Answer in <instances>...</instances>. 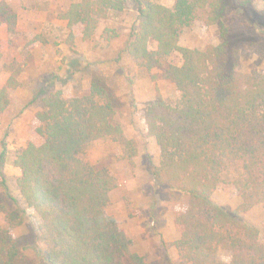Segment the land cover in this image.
<instances>
[{
  "label": "trees",
  "instance_id": "1",
  "mask_svg": "<svg viewBox=\"0 0 264 264\" xmlns=\"http://www.w3.org/2000/svg\"><path fill=\"white\" fill-rule=\"evenodd\" d=\"M253 2L176 0L168 7L138 0L136 27L124 47L139 67L161 70L180 92L175 105L161 96L152 100L144 121L160 150L155 172L160 185L176 199L178 192L189 198L187 209L175 216L182 232L172 243L184 264H264L261 231L243 218L257 205L264 209V74L229 64L222 22L228 9L244 13ZM125 8L124 0H80L60 18L69 29L83 25V39H90L100 21ZM201 12L207 26L221 25L223 41L205 49L181 46L182 31ZM17 23V13L0 1V26L13 33ZM176 52L182 63H167ZM20 71L14 64L0 87V113L11 104L10 91L21 86ZM38 99L45 108L37 114L43 141L28 143L12 164L21 171L20 196L39 222L28 234L12 233L24 224L27 210L1 181L0 211L7 226L0 221V264H157L133 250L132 239L107 212L118 183L113 171L82 156L102 138L130 144L115 121L105 76L95 71L85 95L66 98L61 90L43 86L31 102ZM7 160L4 149L0 172ZM231 166L237 170L230 182L241 199L233 210L213 200ZM30 247L39 248L36 262L26 254ZM219 250L231 253L229 262L219 258Z\"/></svg>",
  "mask_w": 264,
  "mask_h": 264
},
{
  "label": "rangeland",
  "instance_id": "2",
  "mask_svg": "<svg viewBox=\"0 0 264 264\" xmlns=\"http://www.w3.org/2000/svg\"><path fill=\"white\" fill-rule=\"evenodd\" d=\"M5 1L17 13L18 23L13 33L5 25L0 26V87L14 64L21 69V86L10 91L11 104L0 113V153L5 149L8 159L2 166L0 182L5 181L9 192L27 210L24 224L12 233L28 234L39 222V216L20 196L16 181L21 171L12 164L28 143L43 141L37 132L41 124L37 114L45 108L40 99L31 102L33 94L46 86L61 90L66 98L85 95L97 71L105 76L112 90L115 121L130 140L127 146L109 137L102 138L82 155L97 167L109 168L117 177L107 212L132 239L134 251L157 264H184L172 243L182 232L175 216L187 209L189 198L178 192L176 199L160 185L155 173L160 164V150L155 138L148 136L144 121V110L152 100L161 96L166 103L175 105L180 92L162 77L161 70L139 67L124 52L127 39L136 27L138 0H124L125 10L100 21L90 39H83V25L69 29L60 18L72 3L80 0ZM141 1L173 7L176 0ZM204 18L205 14L199 13L182 31L181 46L205 49L223 41L221 25L207 26ZM222 22L227 31L229 64L242 72L264 74V0H254L244 13L228 9ZM167 63L180 65L181 54L176 52ZM236 170V166H231L224 171L225 183L213 194V200L229 210L241 203L230 182ZM4 192L0 185V197ZM243 218L260 229L264 239L263 207L255 206L243 213ZM4 219L0 211L1 224L7 226ZM38 250V247L26 250L32 262L39 260ZM218 255L225 262L231 259V253L226 250H219Z\"/></svg>",
  "mask_w": 264,
  "mask_h": 264
}]
</instances>
